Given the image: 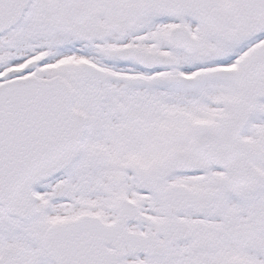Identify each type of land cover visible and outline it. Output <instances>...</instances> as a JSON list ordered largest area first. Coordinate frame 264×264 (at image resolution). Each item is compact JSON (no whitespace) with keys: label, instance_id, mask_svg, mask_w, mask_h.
<instances>
[{"label":"snow or ice","instance_id":"6c2138e0","mask_svg":"<svg viewBox=\"0 0 264 264\" xmlns=\"http://www.w3.org/2000/svg\"><path fill=\"white\" fill-rule=\"evenodd\" d=\"M0 264H264V0H0Z\"/></svg>","mask_w":264,"mask_h":264}]
</instances>
